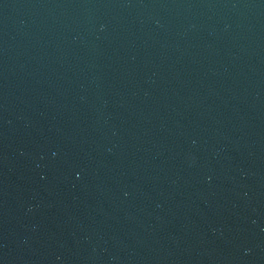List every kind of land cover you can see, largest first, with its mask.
Wrapping results in <instances>:
<instances>
[{"label": "water", "instance_id": "95a60500", "mask_svg": "<svg viewBox=\"0 0 264 264\" xmlns=\"http://www.w3.org/2000/svg\"><path fill=\"white\" fill-rule=\"evenodd\" d=\"M0 264H264V0H0Z\"/></svg>", "mask_w": 264, "mask_h": 264}]
</instances>
